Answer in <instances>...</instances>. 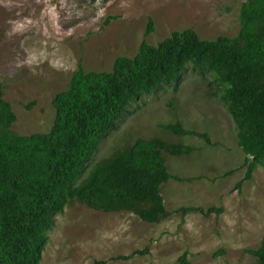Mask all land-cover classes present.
Returning a JSON list of instances; mask_svg holds the SVG:
<instances>
[{"label":"rangeland","instance_id":"374dc122","mask_svg":"<svg viewBox=\"0 0 264 264\" xmlns=\"http://www.w3.org/2000/svg\"><path fill=\"white\" fill-rule=\"evenodd\" d=\"M240 0H0V83L18 134L47 131L50 100L71 72L109 70L118 55L131 56L140 41L155 44L173 30L193 29L200 38L234 36ZM107 19V22H104ZM152 29L144 35L147 21ZM209 76L186 70L176 89L162 86L131 102L99 143L94 159L136 137H159L190 146L187 155L162 152L168 179L159 187L170 211L158 223L128 212H102L67 203L46 233L40 264H256L247 252L264 233V168L242 178V152L224 104L207 85ZM30 107L26 108L27 104ZM179 121L204 132L174 135L161 124ZM200 206L202 212H177ZM219 208L208 212V207ZM146 249V252L139 253ZM120 256H127L122 259Z\"/></svg>","mask_w":264,"mask_h":264},{"label":"trees","instance_id":"16d2710c","mask_svg":"<svg viewBox=\"0 0 264 264\" xmlns=\"http://www.w3.org/2000/svg\"><path fill=\"white\" fill-rule=\"evenodd\" d=\"M237 19L239 29L231 37L205 39L183 28L155 44L142 39L133 55L114 57L109 70L84 71L78 66L66 87L53 94V117L42 133L11 129L15 116L0 83V264H40L54 216L73 201L97 211L128 212L147 223L169 216L159 187L180 178L167 172L162 152L187 155L190 146L136 137L107 156H94L116 122L130 114L131 102L162 86L176 89L188 69L210 77L211 95L217 93L234 125L235 143L243 155L239 166L244 168L235 186L249 180L256 166L264 168V0H240ZM151 29L148 20L144 35ZM160 127L210 143L206 133L185 129L177 120ZM247 252L256 264H264V233ZM184 256L178 257L180 264H187Z\"/></svg>","mask_w":264,"mask_h":264}]
</instances>
